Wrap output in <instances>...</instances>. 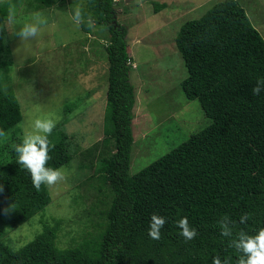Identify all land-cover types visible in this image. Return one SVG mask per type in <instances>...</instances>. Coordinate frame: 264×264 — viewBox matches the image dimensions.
I'll use <instances>...</instances> for the list:
<instances>
[{"label": "trees", "instance_id": "trees-1", "mask_svg": "<svg viewBox=\"0 0 264 264\" xmlns=\"http://www.w3.org/2000/svg\"><path fill=\"white\" fill-rule=\"evenodd\" d=\"M36 2L52 5L56 0ZM8 4L0 1V27ZM116 4L87 0L82 8L84 32L92 28L91 17L108 34L103 44L108 62L105 137L101 148L84 151L93 154L87 166L93 168L96 188L100 191L105 185L108 195L100 231L71 246L58 245L60 218L43 222L42 229L18 248L6 238L10 229L41 211L51 196L46 185L33 187L12 150L22 141L15 129L22 114L6 84L11 48L0 31V130H13L0 141V264H211L214 256L236 264L241 253L229 246L235 233L253 235L264 227V91L252 95L257 81L264 80V39L237 0L216 2L198 18L181 24L174 38L187 71L181 89L187 99L198 100L211 122L130 174L133 61L127 27L116 19ZM163 6L154 3L156 11ZM48 139L46 166L69 164L73 157L69 135L53 129ZM152 214L166 220L159 240L148 235ZM244 214L248 220L242 224ZM183 217L197 231L192 240L180 235L177 224ZM224 218L234 222L233 237L220 234L219 221Z\"/></svg>", "mask_w": 264, "mask_h": 264}, {"label": "rangeland", "instance_id": "rangeland-1", "mask_svg": "<svg viewBox=\"0 0 264 264\" xmlns=\"http://www.w3.org/2000/svg\"><path fill=\"white\" fill-rule=\"evenodd\" d=\"M1 1V0H0ZM1 23L2 39L11 48L12 65L6 74L22 114L15 127L20 137L34 119L55 121L70 139L73 157L60 166L61 183L47 186L51 201L33 217L10 229L6 238L18 248L42 229L43 222L60 218L58 245L71 246L100 231L107 189L98 190L92 177L93 154L84 152L105 137L104 115L108 62L103 44L107 32L93 22L84 32L72 20V10L87 0H56L46 5L36 0H8ZM116 19L127 27V48L132 56L130 80L135 90L129 173L133 174L169 152L194 132L208 126L197 99H187L181 81L187 71L174 38L186 20L198 18L221 0H115ZM264 39V0H237ZM154 3L164 8L154 9ZM12 15L11 22L9 15ZM41 13L35 41L22 42L15 33ZM13 130H9L6 136ZM4 137H0L2 141ZM91 151V150H90ZM107 193V194H106Z\"/></svg>", "mask_w": 264, "mask_h": 264}, {"label": "clouds", "instance_id": "clouds-1", "mask_svg": "<svg viewBox=\"0 0 264 264\" xmlns=\"http://www.w3.org/2000/svg\"><path fill=\"white\" fill-rule=\"evenodd\" d=\"M115 1V0H114ZM72 20L77 26L84 23L82 8L77 5L71 13ZM10 13L9 20L11 22ZM91 25V17L88 18ZM47 21L41 13L36 14L35 22L25 23L19 31L15 33L22 42L30 44L35 41L41 34L39 25L46 24ZM264 91V80H259L256 86L252 88V95H259ZM56 123L51 119H34L22 135V141L12 145V150L17 154V163L28 171L31 176V182L34 188L40 189L41 185L53 187L65 180V175L61 169L47 167L50 159L49 150L50 142L48 137L51 135ZM5 131L0 130V137H5ZM54 147V145H52ZM0 191H3V185H0ZM5 209V213L9 212ZM247 214L240 217V223H246ZM166 220L163 216L152 214L150 217L148 235L153 240H159L160 232L165 225ZM233 224L229 218L219 221L220 234L223 237H233ZM178 228L181 230L180 235L186 240H192L196 237L197 231L189 225L187 217L178 221ZM229 246L236 252L241 253L237 257L236 264H264V227L259 228L255 234L249 235L243 230L235 233V237L229 241ZM211 264H227V261L221 260L219 256H214Z\"/></svg>", "mask_w": 264, "mask_h": 264}, {"label": "crops", "instance_id": "crops-1", "mask_svg": "<svg viewBox=\"0 0 264 264\" xmlns=\"http://www.w3.org/2000/svg\"><path fill=\"white\" fill-rule=\"evenodd\" d=\"M164 7H162V9H163Z\"/></svg>", "mask_w": 264, "mask_h": 264}]
</instances>
